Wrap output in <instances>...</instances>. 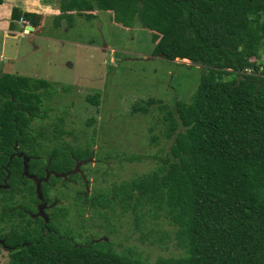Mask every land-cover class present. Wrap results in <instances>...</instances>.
<instances>
[{
    "label": "trees",
    "instance_id": "16d2710c",
    "mask_svg": "<svg viewBox=\"0 0 264 264\" xmlns=\"http://www.w3.org/2000/svg\"><path fill=\"white\" fill-rule=\"evenodd\" d=\"M59 4L60 14L54 18L58 26L64 20L72 24L75 12L93 19L98 11L113 13L112 19L128 28L140 23L152 31L154 56L188 59L191 65H180H199L200 77L191 94L173 101L150 96L131 106V118L157 113L154 121L146 119L159 125L158 133L149 126L150 149L158 147L149 155L105 152L101 147L94 152V113L87 110L83 116L87 130L81 129L82 138L80 131L67 129L65 113L46 124L49 110L55 109L50 81L2 73L0 239L5 236L11 247L8 264H264V0ZM22 18L36 28L44 22L40 13L15 6L11 29ZM92 94L87 101L97 112L102 93ZM94 155L101 164L95 170L117 158L157 161L146 172L115 182L111 192L95 186V194L86 196L77 189L79 194L72 196L81 206L92 202L105 209L112 206L109 194L114 192L116 205L132 212L138 239L149 250L113 240L114 215L101 210L88 219L82 215L78 227L64 224L71 205L54 206L49 221L30 214L39 201L31 175L49 180L41 187L44 200L51 202L62 174L82 182L88 174L75 168L80 161L89 165ZM98 227L108 229L104 234L109 240L99 237Z\"/></svg>",
    "mask_w": 264,
    "mask_h": 264
},
{
    "label": "rangeland",
    "instance_id": "374dc122",
    "mask_svg": "<svg viewBox=\"0 0 264 264\" xmlns=\"http://www.w3.org/2000/svg\"><path fill=\"white\" fill-rule=\"evenodd\" d=\"M43 1L54 3L58 7L61 0ZM5 3L27 11L38 10L36 0L33 2L5 0ZM96 13L95 18L89 19L86 15L75 12L73 23L64 20L61 26L57 25L53 17H48L41 25L44 30L40 31L38 27L33 34L28 33L30 35L21 33L25 30L22 22L15 26L16 36H11L10 24L9 29L6 28L5 31L0 28V75L9 72L50 81L53 87L49 88L52 96L49 99L53 98L51 107L55 109L49 110L50 115L44 121L49 124L65 113V126L68 130H75L76 133L80 131L78 137H83L81 129L87 130L83 116L85 117L88 111L94 113L97 118L93 129L96 131L94 152L101 147L105 152L114 149L127 154L154 155L158 147L150 149L149 126L156 128L159 125L146 119L154 121L157 119V113L147 115L146 118L144 115L131 118L128 111L136 101L150 96L173 101L177 96L187 95L198 83L199 65L185 67L180 64L191 65L188 59L171 61L162 56H154L155 44L151 30L140 23L129 28L116 23L111 17L113 13L109 11ZM7 31H10V34ZM96 92L102 93L100 110L97 112L95 106L87 101V96ZM64 108H68L69 112H64L66 111ZM40 120L37 119L36 122L40 123ZM158 132L159 129L156 128L154 133ZM71 138L67 137V139ZM83 162H78L75 169L83 176L88 174V177L85 176L88 180L84 177L82 182L79 178L67 180L66 175L63 174V178L57 183V189L54 188L51 192V202L44 200L46 197L40 186L41 179L33 176L39 201L34 205L36 211L30 214L33 217L40 215L49 221L48 214L54 206L71 205V212L64 224L78 227L82 224V222L78 223L82 215L88 219L96 216L94 213L101 210L108 215H114L111 221L117 232L110 234L113 240L127 245L136 243L149 250L150 246L138 239L139 232L134 230L132 212L124 211L121 204L116 205L114 192L109 194L112 206L105 209L101 207L102 205L94 206L92 202L81 206L80 203L74 202L75 198L73 199L72 196L79 194L75 192L77 189L85 190L83 192H86V196L95 194V186L102 188L104 193L111 192L115 182L120 183L122 179L129 178L134 173L146 172L157 161L145 159L122 162L117 158L105 162L102 170H95L101 165L95 155L89 159V165L84 166ZM104 171L108 174L103 175ZM111 171L112 175L109 173ZM115 177H118V180H114ZM64 182H68V185ZM61 191H64L65 195L61 194ZM67 192L69 195L66 194ZM22 200L23 197H18V201ZM84 206L87 208L85 209ZM47 207L49 210H46ZM87 222L91 223L90 220ZM91 230L95 229L91 227ZM97 230L101 231L99 234L101 239L109 240L104 234L108 229L98 227ZM8 261L7 250L0 247V264H8Z\"/></svg>",
    "mask_w": 264,
    "mask_h": 264
},
{
    "label": "crops",
    "instance_id": "0c3cea01",
    "mask_svg": "<svg viewBox=\"0 0 264 264\" xmlns=\"http://www.w3.org/2000/svg\"><path fill=\"white\" fill-rule=\"evenodd\" d=\"M30 1L33 2V0H30ZM36 2H37V6H38V10L39 11L38 10H34L33 12L40 13L42 15V20L44 22H45L46 18H48V17L55 18V16L60 14V10L58 8L59 6L57 7L54 3L50 4V3L46 2V1H43V0H36ZM40 3H42V4H40ZM12 9H13V6L12 5H8L7 3H4V4L0 5V28H2L4 31H5L6 28L9 29V24L11 23ZM24 10H26V9H24ZM28 11H32V10H28ZM10 28H11V26H10ZM24 28H25V26H24ZM35 29H36V27H34V30ZM43 30H44V28H41V26H40V31H43ZM26 32L27 31L25 29L21 33L25 34ZM7 33L10 34V31H7ZM21 33H20V35H21ZM16 35H17V32H14V29H11V36H16Z\"/></svg>",
    "mask_w": 264,
    "mask_h": 264
},
{
    "label": "flooded vegetation",
    "instance_id": "af4514ba",
    "mask_svg": "<svg viewBox=\"0 0 264 264\" xmlns=\"http://www.w3.org/2000/svg\"><path fill=\"white\" fill-rule=\"evenodd\" d=\"M40 179L41 180H39V181H41V183L43 181H48V180H43L42 178H40ZM48 209H49V207L46 208V210H48ZM0 247L3 248V249H5V250H7L8 254H9L11 247H10V245H7L6 244V237L5 236L0 239Z\"/></svg>",
    "mask_w": 264,
    "mask_h": 264
},
{
    "label": "clouds",
    "instance_id": "9594fccd",
    "mask_svg": "<svg viewBox=\"0 0 264 264\" xmlns=\"http://www.w3.org/2000/svg\"><path fill=\"white\" fill-rule=\"evenodd\" d=\"M21 22V21H20ZM29 24H27L25 27V29H27L28 28V26H32L31 24H30V22H28ZM24 25V24H23ZM33 27V26H32ZM33 31H34V27H33ZM33 31L32 30H29L28 32H26L25 34L26 35H30V34H33ZM28 33H30V34H28ZM178 60V59H177Z\"/></svg>",
    "mask_w": 264,
    "mask_h": 264
},
{
    "label": "water",
    "instance_id": "95a60500",
    "mask_svg": "<svg viewBox=\"0 0 264 264\" xmlns=\"http://www.w3.org/2000/svg\"><path fill=\"white\" fill-rule=\"evenodd\" d=\"M29 30H33V27L32 26H28V28L26 29V31L28 32ZM161 56H164V54H162ZM26 171V170H25ZM63 175V174H62ZM33 176L35 177V175H31L30 177L31 178H33ZM40 184V183H39ZM40 186H41V184H40ZM39 186V187H40ZM39 189V188H38ZM39 191H40V189H39ZM48 220V219H47Z\"/></svg>",
    "mask_w": 264,
    "mask_h": 264
},
{
    "label": "built area",
    "instance_id": "2783aa9c",
    "mask_svg": "<svg viewBox=\"0 0 264 264\" xmlns=\"http://www.w3.org/2000/svg\"><path fill=\"white\" fill-rule=\"evenodd\" d=\"M21 22L24 24V26H26L27 24H29L28 21L25 20L24 18L21 19ZM25 28H26V27H25Z\"/></svg>",
    "mask_w": 264,
    "mask_h": 264
},
{
    "label": "bare ground",
    "instance_id": "6f19581e",
    "mask_svg": "<svg viewBox=\"0 0 264 264\" xmlns=\"http://www.w3.org/2000/svg\"><path fill=\"white\" fill-rule=\"evenodd\" d=\"M185 60H187V59H185Z\"/></svg>",
    "mask_w": 264,
    "mask_h": 264
}]
</instances>
